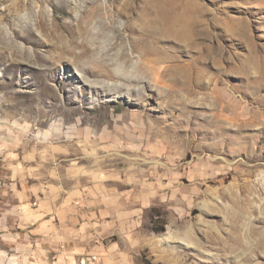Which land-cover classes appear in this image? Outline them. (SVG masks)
Here are the masks:
<instances>
[{
    "label": "rangeland",
    "instance_id": "obj_1",
    "mask_svg": "<svg viewBox=\"0 0 264 264\" xmlns=\"http://www.w3.org/2000/svg\"><path fill=\"white\" fill-rule=\"evenodd\" d=\"M0 128L111 194L110 264H264V0H0Z\"/></svg>",
    "mask_w": 264,
    "mask_h": 264
},
{
    "label": "crops",
    "instance_id": "obj_2",
    "mask_svg": "<svg viewBox=\"0 0 264 264\" xmlns=\"http://www.w3.org/2000/svg\"><path fill=\"white\" fill-rule=\"evenodd\" d=\"M21 145L0 128V264H110L98 219L111 194L95 192L77 167L34 160Z\"/></svg>",
    "mask_w": 264,
    "mask_h": 264
},
{
    "label": "bare ground",
    "instance_id": "obj_3",
    "mask_svg": "<svg viewBox=\"0 0 264 264\" xmlns=\"http://www.w3.org/2000/svg\"><path fill=\"white\" fill-rule=\"evenodd\" d=\"M118 66H119V64L118 63H116ZM117 70H119V68L118 69H116V71ZM124 76V75H123ZM130 77V76H129ZM87 79V78H86ZM131 79V78H130ZM97 80V79H96ZM99 83H101L104 87H107V90H115V91H117V92H122V91H124V89H125V91L124 92H127L128 93V90H129V88L131 87V86H133L132 84H130L127 80H125L124 78H120L119 80H111V84H112V86H110L109 84H108V82H105V81H98ZM97 82V83H98ZM91 83H92V81H91ZM139 86V85H138ZM140 87V86H139ZM240 235H241V233H240Z\"/></svg>",
    "mask_w": 264,
    "mask_h": 264
}]
</instances>
